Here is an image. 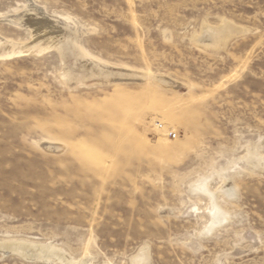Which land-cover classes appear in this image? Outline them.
I'll return each instance as SVG.
<instances>
[{"label": "rangeland", "instance_id": "374dc122", "mask_svg": "<svg viewBox=\"0 0 264 264\" xmlns=\"http://www.w3.org/2000/svg\"><path fill=\"white\" fill-rule=\"evenodd\" d=\"M0 264H264V0H0Z\"/></svg>", "mask_w": 264, "mask_h": 264}, {"label": "bare ground", "instance_id": "6f19581e", "mask_svg": "<svg viewBox=\"0 0 264 264\" xmlns=\"http://www.w3.org/2000/svg\"><path fill=\"white\" fill-rule=\"evenodd\" d=\"M31 1H32V0H31ZM30 5L32 6V4H30ZM37 7L39 8L40 6L37 5ZM35 8H36V7H35ZM32 9H33V7H32ZM39 9H40V8H39ZM33 11H34V10H33ZM43 11H44V9H43ZM26 13H27V12H26ZM39 13H40V11H39ZM37 14H38V13H37ZM12 15H14V14H12ZM27 15H28V13H27ZM33 15H34V14H33ZM47 15H48V16H51V15H49L48 13H47ZM14 16H15V15H14ZM11 17H12V16H11ZM27 17H28V16H27ZM35 18H36V17H35ZM40 18H41V17H40ZM42 18H43V17H42ZM42 18H41V19H42ZM58 18H59V17H58ZM4 19H5V18H4ZM9 19H10V18H9ZM9 19H8V20H9ZM14 19H16V18H14ZM14 19H13V20H14ZM17 19H19V18H17ZM27 19H28V18H27ZM61 19H62V18H61ZM35 20H36V19H35ZM37 20H38V19H37ZM47 20H48V19H47ZM9 21H10V20H9ZM11 21H12V19H11ZM43 21H45V20L43 19ZM48 21H49V20H48ZM55 21H56V20H55ZM55 21H54V22H55ZM57 21H58V20H57ZM57 21H56V22H57ZM14 22L16 23V21H14ZM36 22H39V21H36ZM58 22H59V21H58ZM58 22H57V24H58ZM60 22H61V21H60ZM65 22H68V21H65ZM40 23H42V22L40 21ZM44 23H46V22H44ZM44 23H43V24H44ZM62 23H64V21H63ZM75 23H76V22H75ZM37 24H38V23H37ZM25 25H26V24H25ZM34 25H36V24H34ZM38 25H39V24H38ZM46 25H47V24H46ZM55 25H56V23H55ZM64 25H65V24H63V26H64ZM77 25H78V24H77ZM28 26H29V25H28ZM70 26H71V25H70ZM42 27H43V26H42ZM58 27H60V26H58ZM58 27H57V28H58ZM38 28H39V27H38ZM57 28H56V29H57ZM71 28H72V27H71ZM29 29H30V28H29ZM34 29H35V27H34ZM36 29H37V28H36ZM44 29H45V28H44ZM77 29H78V28H77ZM79 29H80V28H79ZM30 30H31V29H30ZM52 30H53V29H52ZM52 30H51V31H52ZM75 30H76V29H75ZM75 30H73V31H75ZM80 30H81V29H80ZM31 31H34V30H31ZM42 31H43V30H42ZM45 31H46V30H44V33H45ZM59 31H60V30H59ZM38 32H39V31H38ZM56 32H57V30H56ZM77 32H78V31H77ZM42 33H43V32H42ZM42 33H41V34H42ZM46 33H47V31H46ZM58 33H59V32H58ZM58 33H57V34H58ZM43 35H44V34H43ZM43 35H41V36H43ZM34 37H35V36H34ZM39 38H40V37H39ZM45 39H47V38H45ZM52 40H53V39H52ZM45 43H46V42H45ZM50 43H51V42H50ZM50 43H49V44H50ZM35 44H36V43H35ZM47 45H48V44H47ZM51 45H52V44H51ZM48 47H49V46H48ZM15 52H17V51H15ZM19 52H20V51H19ZM13 53H14V52H13ZM91 63H92V62H91ZM101 68H102V67H101ZM109 74H110V73H109ZM107 75H108V73H107ZM143 78H144V77H143ZM52 144H53V143H52ZM57 149H60V147L57 148ZM56 255H57V253H56ZM51 256H53V255H51Z\"/></svg>", "mask_w": 264, "mask_h": 264}, {"label": "built area", "instance_id": "2783aa9c", "mask_svg": "<svg viewBox=\"0 0 264 264\" xmlns=\"http://www.w3.org/2000/svg\"><path fill=\"white\" fill-rule=\"evenodd\" d=\"M172 136H175L176 135V132H171Z\"/></svg>", "mask_w": 264, "mask_h": 264}]
</instances>
